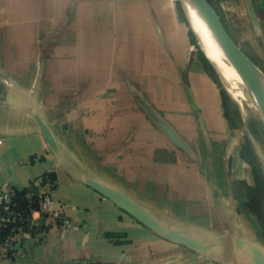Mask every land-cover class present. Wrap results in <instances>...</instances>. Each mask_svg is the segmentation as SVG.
<instances>
[{
	"label": "crops",
	"instance_id": "0c3cea01",
	"mask_svg": "<svg viewBox=\"0 0 264 264\" xmlns=\"http://www.w3.org/2000/svg\"><path fill=\"white\" fill-rule=\"evenodd\" d=\"M219 2L264 69V0ZM186 22L174 0H0V187L49 193L68 221L3 209L0 264H264L226 162L236 114ZM86 179L210 246L160 236Z\"/></svg>",
	"mask_w": 264,
	"mask_h": 264
},
{
	"label": "bare ground",
	"instance_id": "6f19581e",
	"mask_svg": "<svg viewBox=\"0 0 264 264\" xmlns=\"http://www.w3.org/2000/svg\"><path fill=\"white\" fill-rule=\"evenodd\" d=\"M178 2L218 77L229 78L224 79L223 86L234 102L236 112L243 118L244 130L251 141L254 153L257 148H259L258 153L260 151L264 153V79L256 75L249 65L248 68L258 79L244 75L243 70L226 51L212 24L194 0H178ZM249 119L254 122L257 135L249 128L247 123Z\"/></svg>",
	"mask_w": 264,
	"mask_h": 264
},
{
	"label": "water",
	"instance_id": "95a60500",
	"mask_svg": "<svg viewBox=\"0 0 264 264\" xmlns=\"http://www.w3.org/2000/svg\"><path fill=\"white\" fill-rule=\"evenodd\" d=\"M194 1L198 4V6L204 12V14L208 18L209 22L212 24L213 28L215 29L217 36L219 37L221 43L224 45L226 51L234 59V61L241 67V69L244 72V75L251 76L252 79H258V77L256 78L254 73L248 68V65H249L254 69V71L256 72V75H258L260 78L264 79V76L258 70V68L255 66V64L251 61V59L243 51L240 50V48L236 45L234 40L228 34L226 28L224 27L223 23L220 21L216 11L210 5V3L207 0H194ZM248 2H249V9L251 10V12H253L254 10H253L252 3L250 0H248ZM187 23L190 27L191 25L189 23V20H187ZM190 30L192 31V27H190ZM192 33L196 39V42H197L200 50L202 51V53L205 56L208 63L211 65V63L207 59L205 52L203 51V49L199 45L200 43H199L195 33L193 31H192ZM211 67H212V65H211ZM251 73H252V75H251ZM217 77H218V75H217ZM218 79H219V77H218ZM219 81H220V79H219ZM220 83H221V81H220ZM221 86H222V84H221ZM38 122H39L41 133L45 137L47 143L52 148H55V146H56L55 140H54L49 128L42 121L38 120ZM86 183L91 188H93L98 193H100L101 195L109 198L117 206H119L121 209L125 210L127 213L132 215L139 222L143 223L144 225H146L147 227H149L150 229H152L153 231L158 233L160 236L165 237L167 239H170L174 242L183 244L186 247H189L190 249H193L196 251H204L210 246L208 243H205L204 241L199 240L196 237H193V236L187 234L182 229L167 228L157 216H155L148 209L141 206V204H139L134 198H132L131 196H129L128 194H126L122 190L110 187V186L105 185V184H102V183H100L94 179H86ZM258 264H261V263H258Z\"/></svg>",
	"mask_w": 264,
	"mask_h": 264
},
{
	"label": "rangeland",
	"instance_id": "374dc122",
	"mask_svg": "<svg viewBox=\"0 0 264 264\" xmlns=\"http://www.w3.org/2000/svg\"><path fill=\"white\" fill-rule=\"evenodd\" d=\"M207 1L214 8L220 21L223 23L224 27L226 26V30L228 34L231 36V38L234 40V42L240 48V50L243 51L244 53L245 50L246 52L251 53V47L247 44V42L246 43L243 41L240 42L241 41L240 37L233 33L234 30L233 31L231 30L233 28L228 25L225 16L222 13L219 0H207ZM250 1L254 7L258 8L261 1L263 0H250ZM174 2L177 3L178 8L185 19L180 4L178 3L177 0H174ZM229 32H231L233 35H231ZM193 39H194L195 47L200 51V48L195 38ZM251 61L255 64V66L264 76L263 66L257 64L253 60ZM206 67L208 71L210 70L209 73L213 77L212 82L215 83L216 81L221 86L217 74L215 73L211 65L208 63ZM226 73L230 74L228 72ZM221 79L222 81H224V79H229V78L221 77ZM221 89L225 94V96L228 97V99L230 100L231 106L233 107L236 114V130H237L236 135H237L238 151L235 153L232 150L233 149L232 148L226 158L227 165L229 166V168L230 167L232 168V172L234 173V174L232 173V175H235V177L238 178L234 189L239 194L241 201H249V205L251 206V208L254 210L255 213L256 212L258 213V216L256 215L257 218H260L258 220H262L264 222V153L261 151L258 153L257 150H259V148L255 149V153H254V149L251 144V141L244 130L245 124L243 122L242 116L238 114V112H236L237 108L234 105V102L231 100V98H229V96L227 95L226 91H224L225 89H223V87ZM247 123L249 128H251L252 132L255 135H257L258 134L257 129L252 119H249Z\"/></svg>",
	"mask_w": 264,
	"mask_h": 264
},
{
	"label": "built area",
	"instance_id": "2783aa9c",
	"mask_svg": "<svg viewBox=\"0 0 264 264\" xmlns=\"http://www.w3.org/2000/svg\"><path fill=\"white\" fill-rule=\"evenodd\" d=\"M1 144V140H0ZM14 193L8 187H0V211L8 209L12 203ZM38 211L46 214L52 218L63 219V224L67 225L68 221L64 218L65 204L56 201L49 193H43L39 196L38 200Z\"/></svg>",
	"mask_w": 264,
	"mask_h": 264
},
{
	"label": "trees",
	"instance_id": "16d2710c",
	"mask_svg": "<svg viewBox=\"0 0 264 264\" xmlns=\"http://www.w3.org/2000/svg\"><path fill=\"white\" fill-rule=\"evenodd\" d=\"M26 193L20 191L17 192V194L13 197L12 203L9 206V209L16 210L20 214L27 215V212L32 208H38L37 200H35V203H33L31 200H34L30 198V201L26 198ZM2 211V210H1ZM2 213V212H1ZM12 224L6 225V227L0 228V239L3 240L4 236L8 234L9 229L11 228Z\"/></svg>",
	"mask_w": 264,
	"mask_h": 264
}]
</instances>
